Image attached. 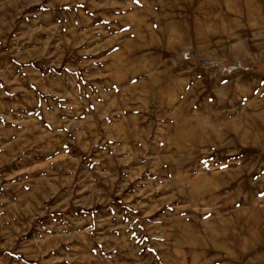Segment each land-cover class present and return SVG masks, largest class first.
<instances>
[{"label":"rangeland","instance_id":"374dc122","mask_svg":"<svg viewBox=\"0 0 264 264\" xmlns=\"http://www.w3.org/2000/svg\"><path fill=\"white\" fill-rule=\"evenodd\" d=\"M0 264H264V0H0Z\"/></svg>","mask_w":264,"mask_h":264}]
</instances>
